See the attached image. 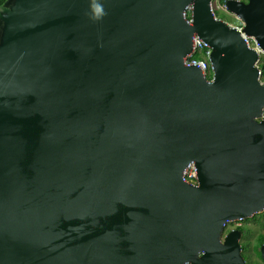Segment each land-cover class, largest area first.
Wrapping results in <instances>:
<instances>
[{
    "label": "water",
    "instance_id": "water-1",
    "mask_svg": "<svg viewBox=\"0 0 264 264\" xmlns=\"http://www.w3.org/2000/svg\"><path fill=\"white\" fill-rule=\"evenodd\" d=\"M224 3L264 52V0ZM211 4H0V264H247L225 225L264 209V83Z\"/></svg>",
    "mask_w": 264,
    "mask_h": 264
},
{
    "label": "built area",
    "instance_id": "built-area-1",
    "mask_svg": "<svg viewBox=\"0 0 264 264\" xmlns=\"http://www.w3.org/2000/svg\"><path fill=\"white\" fill-rule=\"evenodd\" d=\"M211 7H212V12L216 18L222 19L229 26L241 31L247 44L257 51V53L259 54V59L255 63V65L258 67L259 79L262 83H264V77H263V72L261 68V64H263L262 55L264 54V52L260 48L259 43L252 36L245 35V33L242 32V29L244 27L243 20L236 13L232 12L227 7V5L224 3V0H217V4H215L214 0H212ZM218 10L224 12L227 18H220L218 16ZM188 16H190V14H188ZM211 51H212L211 46L206 41H204L198 35L195 34L193 37V50L190 54H188L185 57V64L198 66L203 72V75L207 79L211 80L213 77V70H212L211 62H210ZM183 180L187 182H191V183L197 182V172H196V168L193 163L189 164L185 168L183 172ZM238 220H241V219H236V220H231V221H238ZM231 221H228V222H231ZM234 228H236V226ZM234 228H231V229H234Z\"/></svg>",
    "mask_w": 264,
    "mask_h": 264
},
{
    "label": "rangeland",
    "instance_id": "rangeland-1",
    "mask_svg": "<svg viewBox=\"0 0 264 264\" xmlns=\"http://www.w3.org/2000/svg\"><path fill=\"white\" fill-rule=\"evenodd\" d=\"M214 3L217 4V0H214ZM187 14H190L189 9L187 10ZM218 16L220 18H227L224 12L219 10ZM262 60L264 63V54L262 55ZM235 226H242L245 229L242 231L240 242L241 244H246V248L242 250L246 263L261 264L262 259L254 252L253 248L257 243L258 236L264 235V209L249 218L228 222L225 226V231L231 230Z\"/></svg>",
    "mask_w": 264,
    "mask_h": 264
},
{
    "label": "trees",
    "instance_id": "trees-1",
    "mask_svg": "<svg viewBox=\"0 0 264 264\" xmlns=\"http://www.w3.org/2000/svg\"><path fill=\"white\" fill-rule=\"evenodd\" d=\"M5 0H0V4H2ZM262 68V72H263V77H264V63L263 65L261 66ZM238 229H240L241 231H244V227L242 226H237ZM264 242V235H260L258 236L257 238V243L255 244L253 250L254 252L261 258V253H260V247H261V244ZM246 248V244H242V249L244 250ZM248 264V263H247Z\"/></svg>",
    "mask_w": 264,
    "mask_h": 264
},
{
    "label": "flooded vegetation",
    "instance_id": "flooded-vegetation-1",
    "mask_svg": "<svg viewBox=\"0 0 264 264\" xmlns=\"http://www.w3.org/2000/svg\"><path fill=\"white\" fill-rule=\"evenodd\" d=\"M227 224V223H226ZM226 226V225H225ZM237 228V227H236Z\"/></svg>",
    "mask_w": 264,
    "mask_h": 264
},
{
    "label": "clouds",
    "instance_id": "clouds-1",
    "mask_svg": "<svg viewBox=\"0 0 264 264\" xmlns=\"http://www.w3.org/2000/svg\"><path fill=\"white\" fill-rule=\"evenodd\" d=\"M98 18V17H97Z\"/></svg>",
    "mask_w": 264,
    "mask_h": 264
}]
</instances>
